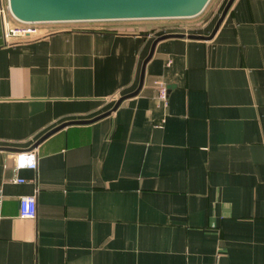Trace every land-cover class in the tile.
Masks as SVG:
<instances>
[{"label":"crops","instance_id":"obj_1","mask_svg":"<svg viewBox=\"0 0 264 264\" xmlns=\"http://www.w3.org/2000/svg\"><path fill=\"white\" fill-rule=\"evenodd\" d=\"M3 30L0 147L20 151L0 150V264H264V0L158 43L141 92L47 138L37 169L17 155L135 91L156 37Z\"/></svg>","mask_w":264,"mask_h":264},{"label":"water","instance_id":"obj_2","mask_svg":"<svg viewBox=\"0 0 264 264\" xmlns=\"http://www.w3.org/2000/svg\"><path fill=\"white\" fill-rule=\"evenodd\" d=\"M211 0H8L13 17L21 23H83L143 21L159 19H188L200 15ZM235 0H228L210 36L164 34L156 37L150 52L143 61L139 85L135 91L119 97L111 110L89 120L68 121L50 130L27 151L35 150L47 138L58 131L74 125H90L112 115L121 104L136 97L142 90L146 67L154 55L156 46L163 40L178 38L211 40L223 23ZM1 151L20 150L0 147ZM25 152V151H24Z\"/></svg>","mask_w":264,"mask_h":264},{"label":"rangeland","instance_id":"obj_3","mask_svg":"<svg viewBox=\"0 0 264 264\" xmlns=\"http://www.w3.org/2000/svg\"><path fill=\"white\" fill-rule=\"evenodd\" d=\"M222 2V3H221ZM227 0H211L205 10L198 16L188 19H157L143 21H114V22H83V23H41L40 33L32 37H16L5 39L14 45L39 42L57 35H86V34H143L147 37H158L164 34L179 33L185 35L208 34L211 25H215L220 17ZM1 14V13H0ZM2 16V14H1ZM12 26L18 21L11 19ZM203 27V30L200 29ZM4 29V27H3ZM4 36V30H3Z\"/></svg>","mask_w":264,"mask_h":264},{"label":"built area","instance_id":"obj_4","mask_svg":"<svg viewBox=\"0 0 264 264\" xmlns=\"http://www.w3.org/2000/svg\"><path fill=\"white\" fill-rule=\"evenodd\" d=\"M2 14V21L4 27V38H18V37H32L38 36L40 33L41 23H21L12 26L11 18H14L8 0L0 8ZM167 90L164 86L160 89V98L166 100ZM17 167L18 168H31L37 169L38 167V155L37 149L32 151L21 152L17 155ZM25 180H16V183H24ZM3 202V193L0 190V205ZM20 216L24 219H34L37 216V201L35 196L25 197L20 202Z\"/></svg>","mask_w":264,"mask_h":264}]
</instances>
